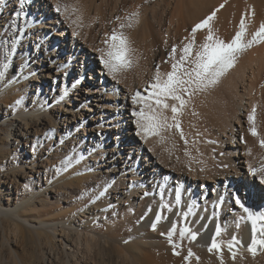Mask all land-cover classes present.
<instances>
[{"label":"bare ground","instance_id":"bare-ground-1","mask_svg":"<svg viewBox=\"0 0 264 264\" xmlns=\"http://www.w3.org/2000/svg\"><path fill=\"white\" fill-rule=\"evenodd\" d=\"M10 1L0 2L6 13ZM89 1L91 4L86 5L87 0H76L74 8L70 0H24L19 20L14 16L17 36L11 39L0 69L4 73L0 78V124L10 120L15 124L10 131L0 127V264H221L217 252L208 251L218 225L224 229L219 240L227 242L235 236L240 241L235 259L224 247L223 264H264V248L255 256L248 251L251 222L235 202L239 197L250 211H264V158L259 159L260 148L264 149L260 144L264 140V43L241 53L240 60L216 86L191 97L178 116L188 140L185 145L175 128L159 136L143 132L133 115L142 105L132 101L138 91L142 97L149 96L157 70L162 76L171 71L174 60L170 54L162 64L156 61L159 54L155 49L161 43L175 46L178 33L136 36L134 24L127 26L129 21L125 29L115 27V20L121 15V10H117L121 0H116L114 8L108 10ZM32 2L38 7L34 15H38L34 18L30 14L25 19ZM255 2L225 6L221 17L224 22L214 21L218 23L213 25L215 35L230 42L243 18L246 38L250 39L264 23V1ZM17 6L21 8L20 1ZM203 12L208 14L210 8ZM47 14L50 15L46 19ZM46 26L49 30L41 31ZM50 30L55 31L54 38L46 42ZM113 30L128 38L133 49L132 64L115 76L103 64L96 68L101 70L106 85H112L106 89L104 107L96 117L106 119V123L87 128L77 114L88 124L95 122L93 110L87 104L90 97L96 98L100 84L96 81L92 92H85L80 85L82 76L99 66L95 57L87 58L85 49H98L101 57ZM197 34L198 46L204 42L207 30ZM187 36L179 40L181 47L188 42L186 38H191ZM7 42L4 39L3 45ZM181 47L177 48L176 59L181 55ZM76 64L78 75L71 77ZM61 74L64 78L60 88ZM97 97L96 102L101 101ZM18 99L19 105L15 103ZM41 105L45 107L42 109ZM253 106L257 136L249 132V123L248 131L234 127L235 123L241 124V116L248 118L241 115L244 109L249 115ZM114 109L118 111L115 118L111 114ZM121 109L126 112L120 114ZM127 112L130 114L126 115ZM165 114L169 118L172 115L170 110ZM125 117L134 119L136 127ZM117 125L121 128L119 133ZM125 129L131 146L122 134ZM95 131L98 137L104 131V138H92ZM237 132L241 137L239 145L234 141ZM56 134L62 142L60 150L53 153V160L44 158L42 140L46 137L51 142ZM71 137L74 139L68 141ZM71 142L78 144L68 148ZM98 147L101 151H96ZM70 148L74 149L75 158L71 157ZM128 156L129 161L134 157L130 164L126 161ZM65 157L78 162L64 170ZM49 163L57 165L51 174V170L45 171ZM251 169L257 170L255 175ZM39 194H54L51 207L44 199L34 201ZM72 214L77 215L73 223L68 221ZM157 214L163 218L153 230ZM173 222L177 224L173 242L180 245L176 249L179 255L173 253L166 236ZM100 223L106 228L103 234L88 232ZM185 226L198 234L195 241L187 236L180 240L179 229ZM189 249L194 255L185 261Z\"/></svg>","mask_w":264,"mask_h":264},{"label":"snow or ice","instance_id":"snow-or-ice-1","mask_svg":"<svg viewBox=\"0 0 264 264\" xmlns=\"http://www.w3.org/2000/svg\"><path fill=\"white\" fill-rule=\"evenodd\" d=\"M23 3L24 0H20L21 8L23 7ZM56 11H60L59 6H57ZM19 15V12L16 13V16ZM137 16L138 13L134 12L131 14V17ZM215 16L216 12L213 11L207 18L192 28L191 38H186L188 42L183 44L179 59L175 57L177 47L173 46L172 52L170 53V56L174 60L171 65V71L166 73V76H162L159 70H157L153 77L154 83L150 86L151 91L147 98L142 97L139 91L132 97L133 103H141L142 105L139 111L133 112V115L137 117V125L143 132L159 136L162 132L175 128L180 132L181 139H184L185 145H187L188 140L185 139L184 133L181 130L178 116L182 114L183 109L187 106L191 97L197 92L207 91L209 88L216 86L228 70L234 67L241 53L250 49L253 45L264 43V23H261L259 29L251 35L250 39H247V28L243 18L231 41L225 42L219 36L215 35L211 26L210 22L214 20ZM129 19L131 20V18ZM127 26L131 27V22ZM120 27L124 28L125 25L121 24ZM205 28L207 29V35L204 42L197 46L195 35L198 30ZM105 43L107 47L101 50V62L110 75L115 76L120 70L131 67L133 49L130 46L128 38L122 32L117 33L116 30H113L110 40L105 41ZM3 76L4 73L0 72V78ZM169 101H172V103H169ZM15 103L17 105L21 104V99H18ZM44 107L45 105H41L42 109ZM168 110L172 113L170 118L165 114ZM255 113L256 108L253 106L252 112L248 115V122L250 124L249 132L253 136L258 135L254 123ZM169 120H171V123ZM51 131H54V129H49V132ZM260 144L264 147V140H261ZM35 147L34 145L33 150H35ZM77 162L78 160L65 157V160L62 162L65 165L64 170L71 168L73 163ZM250 171L255 175L257 170L251 169ZM261 171H264V169H261ZM261 180L264 182V177ZM103 194L101 193V195ZM235 202L247 213V220L251 222L252 240L248 246V251L255 256L258 248H264V223H261L264 222V211L255 213L250 211L241 202L239 197L236 198ZM187 215L188 213H185V218ZM162 218L160 214H157L155 222L152 224L153 230L156 229L157 224ZM241 219L244 218L241 217ZM237 227H239V223H237ZM223 231L224 229L218 225L211 244L208 247L209 252L213 250L217 252L221 259V264H223L224 247L226 246L228 248L232 258L235 259L237 255L235 249L240 244V241L235 236L227 242L219 240L218 238L222 235ZM176 232L177 224L173 222L166 236L169 244L173 247V253L179 255L176 249L180 245L173 242V236ZM162 235L165 234L162 233ZM197 235V233L192 232L187 226L179 229L181 241L186 236L190 240L195 241ZM193 255V252L189 249L188 255L184 257L185 261H188Z\"/></svg>","mask_w":264,"mask_h":264},{"label":"rangeland","instance_id":"rangeland-1","mask_svg":"<svg viewBox=\"0 0 264 264\" xmlns=\"http://www.w3.org/2000/svg\"><path fill=\"white\" fill-rule=\"evenodd\" d=\"M19 1L20 0H15V1H12L11 0L10 3H9V5H11V6H10L9 11H7V13H6V11H3V8L0 7V69L2 68V64L4 62L5 52L10 47L11 39H13V36L16 35V29L14 30V28H13V24H14V22L16 20V19H14V16H16L15 11L17 10V13L19 12L20 15H22V13H23L24 6L22 8H18V6H17L19 4ZM67 1H69V0H67ZM71 1L72 0H70V2H69L71 4V7H73V5H74V8H75V6L77 4L74 1H76V0H73L72 1V2H74L73 5H72V2ZM115 1L116 0H104V1L103 0H91V2L94 3L95 6H97V4L98 5H103L102 8L104 10L111 9L113 6H115V4L117 3V2L115 3ZM206 1L207 0H203V1H201V0H191V1H189V0H121L120 2L118 1V3H117V10L119 8V11L120 10L122 11V12L121 11L119 12V13H121V15L119 16L120 19L115 20V23L114 24H115V27H117V29H120L121 27L120 28H118V27L121 24H124L125 25V24L128 23L127 21H129V22H131V24H134V26L133 25L132 26H133V30H135V35L138 36L140 34L141 37L142 36H146V35H152V36L155 35L157 37H161L159 35H162V33H165L167 31L169 32V34L171 32L172 35H173V33H174V35L176 33H178V35L176 34V36L178 38L176 37L177 44L175 46H177V48L178 47L180 48L181 47L180 46L181 44H180V41L179 40L183 39L184 37H188L187 35H190L191 36V30H192V28L197 23H199L202 20H204L205 18H207L213 11L216 12V16H215L214 20L211 21L214 24L211 23V25L212 26L213 25L217 26L218 23L216 25L215 22H217V21L222 22L224 20L221 17H223V13H225L223 11V9L225 8V6H227V5H234V4H238V3H241V4H244V3H252V2H255V1L257 3H259V2H263L264 0H262V1L261 0H208L207 2ZM77 2H79V1H77ZM102 2H104V3H102ZM200 2L202 4H198ZM210 2H212L213 4H209ZM100 3H102V4H100ZM113 3H115V4H113ZM89 4H91V3H90V1L88 2V0H87V4L86 5H89ZM188 5L190 7H192V8H190ZM193 5H195L196 7L198 5L199 8L198 7L196 8ZM204 5H206V6H204ZM221 5H223V7H221ZM201 7L204 10H206L207 7L210 8V12L208 14H206L207 16L204 14V12H203L204 10ZM74 8H72V9H74ZM35 9H37V11H38L37 5H35L34 2H32L31 7L27 9L24 18L26 19V17L30 16V14L34 15V10ZM76 9H78V8H76ZM197 10L198 11L201 10V12H197ZM220 10H222V11L220 12ZM134 12L135 13H138V16L137 17H131V14L134 13ZM218 12H219V14H218ZM194 13H195V15H193ZM35 14L36 15H34V18L37 17L38 12H36ZM49 15L48 14L46 15V19L49 17ZM129 18H131L132 20L130 21ZM219 18H221L222 20H220ZM17 20H19V17L18 16H17ZM136 21H138L139 24ZM156 22H158V23H156ZM17 24H18V21H17ZM168 25H169V27H168ZM125 27H127V26H125ZM125 27H124V29H125ZM212 28H214V26ZM122 29L123 28H121V30ZM140 29H141V31L142 30L143 31L142 32L139 31ZM46 30H49V27L48 26L42 28L41 31L44 32ZM205 30H207V29L205 28V29L198 30L197 33H202ZM157 31H159V33ZM181 31L183 32V34H182ZM180 32H181V34H180ZM54 33H55V31L50 30L49 31V34L46 36L47 40L45 39L44 41L48 42V41L52 40V38H54ZM142 34H144V35H142ZM55 35H57V34H55ZM180 35H181V37H179ZM55 38L58 39V37H55ZM70 38H71V34L69 33V37L67 38L68 39L67 40V43L68 44H70ZM4 39L7 40V41H9V42L6 43L5 46L3 45ZM59 39H61V38L59 37ZM161 39L162 38H159V40H161ZM169 47H170L169 44H167V47H166V45H164L163 43H161L160 46H157L156 47L155 52H156V54H159L158 55V58L156 60L157 62L159 61L161 63L162 62L163 63H166L167 56H169V54L171 52V48H173V46L170 47V48ZM59 50H60V48H58V51ZM85 52L87 53L86 54L87 58H89L91 56L92 58L95 57V61L96 60H99L97 62V63H99V66L98 65L97 66H94L93 69L91 70V72H87V74H85V76H82L81 83H80L81 87L83 88V90L85 92H92L93 91V88L97 86L96 84H94L96 81H97V84H100V86L96 87V93H95L96 98L93 97V96L90 97V100H89V102L87 104V106H90V108H92V110H93L92 116L95 117V119H96L95 122H93L92 124H88V123H86V121L84 122V119L80 115L78 116V114H77V118H79V120L83 121L84 124H87L86 125L87 128H90L91 126H93L95 124H98V123H103V124L106 123V119L102 120L101 117H99V120H98V118H96V117H98V115H99V111L98 110L102 111L101 108L104 107V105H102V104L105 103V101H104L103 98H104V95L106 94V89L110 85H112V83L111 84L109 83V84L106 85V80L104 79V77L101 76L102 74L99 73V72H101V70L100 69H97L96 70V68H100L101 67L100 64H102L101 63V57L98 55V52H99L98 49H97V51L94 50L92 52V51H89L86 48L85 49ZM64 58L65 57H62V60H64ZM239 60H240V57H238V59H237L236 62H238ZM62 62H63L64 65L66 64V62L65 63H64V61H62ZM89 62H90V60H89ZM79 65H80V63H79ZM77 67H78V65L76 64L72 68V72L73 73H70L71 77H73V76L76 77L78 75ZM63 78H64L63 77V74H61L59 76V83H58V85H59L60 88L63 85ZM142 90L143 89H141V92H142ZM97 96L100 97V100L101 101L96 102L97 101V98H98ZM110 112H112V111H110ZM122 112H126V110L121 109L120 114ZM111 114H113V118L117 117L118 116L117 109L116 110L114 109L113 113H111ZM128 114H130V113L127 112L126 115H128ZM241 115H244V116L247 115L248 116L247 110L244 109V112H242ZM124 119H126V120H132L131 124H133V120L134 119H132V118H126V117ZM108 120H111V119L109 118ZM56 121L57 120H55V123H58ZM247 121H248V118L246 119V118H244V117L241 116V124L238 125L237 123H235V125H234L235 130L237 129L238 131H240L241 129H243V127H245L244 128L245 131H248L247 130V127L249 125H247V124L249 122H247ZM0 125H1L0 127L3 130H8V131H10L11 129H14V127H15L14 120H10L8 122V124L1 123ZM8 125H11V127L9 128ZM57 126H60V128H61L62 131L65 128V127L63 128L59 124H57ZM95 126L97 127V125H95ZM133 126H134V124H133ZM116 127H117V131L119 133L120 130H121V128L118 129V125ZM134 127H136V126H134ZM126 132H127V129H125V131L122 132L124 138L127 135ZM132 132L133 133H136V128H133ZM245 133H248V132H245ZM93 136L95 137V140H96V137L98 139L100 138L102 140V138H104V131H101V137L100 136L98 137V132L96 133V131L92 133V138H93ZM135 137H136V135H135ZM44 138L45 139L42 140V148H41V151L42 152L41 153L43 154L44 158H47V157L52 158L53 153H56L57 151L60 150V146H61V143L62 142L59 141L60 138H59V136L57 134L53 137V140L51 142H47L48 141V138H46V137H44ZM72 139H74V138L71 137V138H69L68 141H70V140L72 141ZM125 140L128 143L127 144L128 146H131L132 145V142H130V139H128L126 137ZM234 141H235V144H237V145H239L240 142H241V137H240V134H238V132L235 135ZM91 143H92V141H90L89 144H91ZM77 144L78 143L75 142L73 145L76 146ZM73 145H72V142H71V144H69L68 148L71 147V146H73ZM113 146H115L114 143H113ZM132 148L135 149V151H137V149L134 146ZM261 149L262 148H260V151H261ZM73 150H74L73 148H70L69 149V152L71 151V153H72L71 154V157L75 158L76 157V153ZM96 151H101V150L98 147V148H96ZM223 151L225 152L226 150L223 149ZM260 151H259V157H261V158H259V159L262 160L264 158V149H262L261 152ZM129 157L130 156L127 157L126 161H129ZM140 157L142 158V156H140ZM133 158L134 157L131 158V161H132ZM139 159L140 158H138V160ZM52 160H53V158H52ZM131 161H129V164L131 163ZM53 164L49 163L48 165H45V171L46 170L47 171L48 170H51V171H49L50 174H51L52 169L54 167H57L56 164H54V165ZM137 164H138V161H137V163H136V165L134 166L133 169H135V170L137 169V167H136ZM245 164L246 163L244 162L243 163V166H245ZM58 165H60V164H58ZM28 166L29 167H32L30 164ZM53 171H54V169H53ZM41 177L43 178V175H41ZM1 181H2V179H1ZM242 188H243V183H242L241 190H242ZM18 190L20 192V189H17V190L14 189L13 191L14 192H18ZM42 199H44L47 203H49V204H47V207H51V203L54 202V194H47V195L46 194H41V195L39 194V196H37V197L34 198V201L38 202V200H42ZM37 205H39V204L37 203ZM62 205H65V203H63ZM67 208L71 211V207L67 206ZM75 220H77V215H75V214H72L71 217L68 219V221L71 222V223L75 222ZM105 230H106L105 226L102 223H100V224H97L96 226H94L93 228L89 229L88 232L91 233V231H92V232L97 233V234H103L105 232ZM236 248H237V250H239V248L237 246H236ZM261 250H262V248H258L256 253H261Z\"/></svg>","mask_w":264,"mask_h":264}]
</instances>
